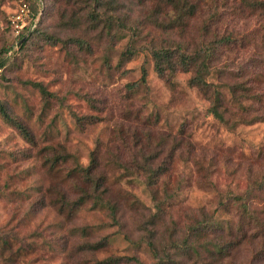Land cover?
Wrapping results in <instances>:
<instances>
[{"label":"rangeland","instance_id":"obj_1","mask_svg":"<svg viewBox=\"0 0 264 264\" xmlns=\"http://www.w3.org/2000/svg\"><path fill=\"white\" fill-rule=\"evenodd\" d=\"M22 4L29 13L17 32L10 18ZM42 8L41 0H0V51L8 48L5 56L14 63L0 72V99L28 120L38 142L36 148L30 147L0 118V228L16 233L19 241H33L36 248L16 264H86L91 257L133 252L139 261L120 264H158L156 257L142 248L137 250L128 239L142 240L147 226L144 221L156 206L161 213L155 238L166 247L172 264H264V252L254 254L264 248V237L241 241L226 257L201 247L215 241L216 235L210 231L192 237L199 254L171 243L180 245L198 220L238 222L240 201L232 195L244 196L250 187L248 206L264 230V187L259 188L264 184V0H204L189 23L187 42H210L213 35L236 37L234 43L218 46L207 75L224 96L220 108L223 121L210 113L208 98L188 84L190 73L177 72L170 81L164 80L154 71L149 53L143 51L119 66V53L129 42L128 32L113 46L102 45L86 56L80 52L72 56L62 41H35L38 44L20 50L23 37L12 46L17 36L33 29ZM52 13L55 17L47 18L50 29L62 36L69 33L53 28L59 21L54 5ZM159 35L156 28L145 25L133 44L139 47ZM106 49L110 71L101 66ZM143 68L147 85L131 93L127 85L140 82ZM27 81L41 83L54 97L46 103ZM50 144L66 146L83 166L99 146L107 196L120 209L121 230L107 226L111 223L107 214L90 210L91 203L75 216L67 215L69 205L65 204L59 214L61 196L74 200L79 187L86 188V184L71 174V163L58 170L43 165L38 150ZM135 148L154 154L156 163L165 162L156 183L147 185L144 172L132 164ZM114 158L129 169L104 165ZM43 203L48 206L41 207ZM51 203L56 205L49 206ZM28 212L31 220H27ZM101 223L93 238L109 234L107 245L94 254L75 255L71 248L79 237L70 230ZM255 231L252 221L249 232Z\"/></svg>","mask_w":264,"mask_h":264},{"label":"trees","instance_id":"obj_2","mask_svg":"<svg viewBox=\"0 0 264 264\" xmlns=\"http://www.w3.org/2000/svg\"><path fill=\"white\" fill-rule=\"evenodd\" d=\"M41 1L43 10L38 16L35 26L27 31L26 35L23 33L17 36L12 46L21 41L23 37L19 46L20 50L26 49L31 44H38L35 41L51 44L56 43V41H62L63 46L68 49L67 52L72 54V56H77L78 52L86 56L93 55L96 49L102 45L104 47L113 46L120 37L125 35V32H128L130 34L129 42L126 43L123 50L119 53V66L130 60L138 52L143 51L144 53H149L154 71L164 80L170 81L177 72L190 73L188 84L199 89L208 98L210 113L217 119L224 120V115L220 109L224 96L219 86L207 79V75L212 68L214 57L218 53V46L234 43L236 37L220 36L217 38L216 35H213L215 37L206 43H201L198 40H190L189 42L185 40L189 23L196 15L199 3L204 0H51L52 4L50 0ZM52 5L56 6V11L59 12V21L53 28L57 26L61 31L69 30V33L64 36L54 29V31L51 30L47 25L49 15L52 19L55 17V14H50ZM213 11L216 15L217 12ZM37 14L38 11L34 12L33 17ZM145 25L153 26L160 32V35L147 41L144 45L135 47L133 40L138 37L140 29L145 27ZM7 50L8 48H5L0 51V72L8 65L14 64L10 63V58L5 56ZM106 51L107 49L102 54L101 66L105 71H110L112 68L111 58ZM26 83L37 88L46 103L51 97H54V94L46 90L41 83L29 81ZM136 84L138 85L137 87ZM141 85H147L145 68L141 70L140 82L130 83L127 88L131 93H134ZM228 86L233 93L234 89L230 85ZM0 118L14 128L30 147H37V137L28 120L23 117L20 118L1 99ZM38 152L43 159V165L50 170H58L60 166L71 163L73 165L71 174L78 176L81 182L86 184V188L79 187L80 194L74 200L69 201L64 195L61 196L57 210L59 214L63 213L65 204L69 205L67 215L75 216L86 207L87 203H91L90 210L107 214L111 221L107 226L113 225L117 227V231L123 228V222L121 216H119L121 215L119 214L120 209L117 203L112 202L107 196L109 188L107 177L100 167L101 150L99 146H96L90 153L89 162L86 166L81 165L74 154L69 152L67 147L62 144L57 146L50 144L38 150ZM155 159L154 154L144 153L141 148H135L132 151V164L144 172L147 185L156 183L165 170V162L161 160L156 163L154 162ZM109 163L116 164L123 170L129 169L122 162L120 163L117 158L109 159L104 165L108 166ZM262 178L264 180V175ZM259 185V188L264 187L262 183ZM252 188L250 187L244 196L232 195L236 200L240 201L241 213L238 222L233 224L230 220H226L209 223L207 220H198L194 226L189 228V235L184 236L180 245L174 242L171 243L175 246L183 247L184 250L192 248L199 254L198 246L196 242L192 241V237L197 236L201 231H210L215 233V241L203 243L201 247L210 254L215 252L226 257L229 255V250L241 241L251 237L263 238L264 230L259 228L261 221L256 219L248 206L250 202H247L249 195L252 193ZM55 205L56 203L49 204V206ZM40 206L47 207L48 204L43 203ZM139 207L144 208V206ZM223 207L225 208L226 206ZM155 209V212L147 215V219L144 221L147 226L143 228L146 234L142 240L131 241L132 239L129 236L128 239L137 250L142 248V250L156 257L158 264H172L173 258L166 251V247L160 245L159 240H156L158 234L157 226H159L156 220L160 217L161 208L156 206ZM26 217L27 220H31L30 212H28ZM257 217L260 218L258 215ZM252 221H255L256 231L251 234L249 229ZM102 225L101 223L94 226H74L70 233L78 236L79 239L72 246L71 251L75 255L83 253L94 254L97 250L104 248L109 241V234H102L98 238H93L100 231ZM15 235L17 234L12 233L8 229L0 228V264H16L20 257H26L36 250L33 241L28 240L25 242L23 239L19 241V239L15 238ZM170 237L175 239L173 235ZM16 243L19 244L13 248ZM263 252L264 248H259L254 251V254L262 255ZM138 259V255L133 252L131 255L107 256L102 259L91 257L85 263L120 264L129 261H139Z\"/></svg>","mask_w":264,"mask_h":264},{"label":"built area","instance_id":"obj_3","mask_svg":"<svg viewBox=\"0 0 264 264\" xmlns=\"http://www.w3.org/2000/svg\"><path fill=\"white\" fill-rule=\"evenodd\" d=\"M28 13L29 8L26 6V4H22L19 7V11L11 16L10 23L17 32H19V30L22 29L23 25L25 24V18L28 16Z\"/></svg>","mask_w":264,"mask_h":264}]
</instances>
